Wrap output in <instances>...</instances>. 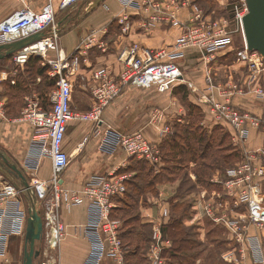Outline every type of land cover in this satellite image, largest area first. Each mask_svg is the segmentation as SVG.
<instances>
[{
	"label": "built area",
	"instance_id": "built-area-1",
	"mask_svg": "<svg viewBox=\"0 0 264 264\" xmlns=\"http://www.w3.org/2000/svg\"><path fill=\"white\" fill-rule=\"evenodd\" d=\"M18 1L20 8L0 21V45L17 42L39 32L44 33L42 38L24 46L11 56L15 68H24L33 56H40L51 67V74L58 77L57 86L51 94V108L45 110L38 99H29L21 116V120L35 128V141L43 148V155L51 158L52 170L48 180L34 179L28 188L24 185L18 187L7 181L0 172V257H7L12 236L23 233L30 208L35 205L42 216L44 226L42 239L46 260L42 264H60L58 249L66 235L62 211H71L74 206L88 202L90 219L88 224L83 226V232L90 241L91 250L85 264H101L106 257H111L118 264H127V249L119 232L121 221L115 217L114 210L118 198L127 192V182L131 174L118 172L95 175L81 189L68 188L64 179V174L71 164V153L66 148L68 127L76 121L92 124L84 142L94 136L100 137L101 151L122 150L129 156H137L154 165L158 164L162 159L159 145L149 142L142 131L124 132L112 127L105 128L104 112L128 86L171 92L175 87L190 85L198 103L209 104L211 110L229 127L234 143L245 145L250 129L260 127L263 119L251 113L242 114L238 108H233L229 95L232 91H225L212 84V88L218 90L217 93L228 97L225 103H221L215 99V93L206 94L204 90L194 86L184 72L181 59L190 48L197 49L204 56L225 51L235 46L234 34L242 33L244 44L236 48V53L251 71L256 73L260 70L256 58L264 55L257 50H250L245 37L243 19L249 12L246 0L234 1L232 19L213 18L190 0H172L171 5L167 6H164L161 0H146L147 8L151 7L153 10L147 17L146 27L154 28L157 23L165 20L164 16L167 15L168 21L181 30L176 43L160 48H147L133 43L120 57L119 70L105 64L92 70L90 75L83 72L81 56L93 44L101 42L99 32L92 30L80 41L76 50L69 53L61 45V26L56 21L55 0H47L40 11L31 7L32 0ZM85 1L87 0H58V10H65ZM120 1L126 8L139 4L137 0ZM184 7L191 9L190 17L186 21L178 17ZM129 29L130 25L126 24L123 33ZM99 45L103 47L104 43ZM76 76H81L85 81L84 85L90 88L94 100L92 107L84 112H78L73 107ZM253 77L255 80L257 75L254 74ZM209 81L213 82L211 77ZM7 82L16 83L11 72H0V118L5 116L6 100L1 92L3 84ZM225 87L232 89L234 86L228 83ZM258 94L264 96V89L260 88ZM153 115L157 121L165 117V113L159 109H155ZM166 128L169 130V127ZM246 157L249 164L244 168L250 166L246 173L249 183L247 189L238 195L237 204L247 206V213L234 220L230 219L227 213L219 215L218 209L226 208V204L216 201V192L212 195L207 190L201 192V200L203 205L206 204L207 213L234 229L236 239L240 242L246 240V225L242 223L255 225L254 232L257 234L264 227V186L262 179L256 180V177L264 176V169L253 167L254 155L246 154ZM32 167L36 172L39 169V161ZM240 173V169L230 170L231 180L228 184L241 185L243 179ZM24 192H27L30 198L29 205L24 202ZM161 209V217L165 218V221L171 215L170 209L165 205H162ZM163 230L161 221L154 224L150 264H167L163 251L172 248L173 241L164 238ZM53 251H57L58 257L53 254L49 256V252ZM242 251L245 252L243 249ZM40 256L41 252L38 257ZM233 257L232 250L222 254L224 260H236ZM253 264H264V251L259 243L255 246Z\"/></svg>",
	"mask_w": 264,
	"mask_h": 264
},
{
	"label": "crops",
	"instance_id": "crops-1",
	"mask_svg": "<svg viewBox=\"0 0 264 264\" xmlns=\"http://www.w3.org/2000/svg\"><path fill=\"white\" fill-rule=\"evenodd\" d=\"M98 1L99 0H87V2L85 1L86 3L82 2L86 4L84 8H79L74 5L69 11L64 12L58 10V0L54 1L56 14L58 15H56L58 19L57 22L61 26V45L69 53L74 52L80 44V41L88 36L92 30L99 32V36L108 34L113 30L116 33L119 32L118 38L114 40V44L116 45L115 52L108 55H95L97 59H94V54H91V49L94 44L86 49L81 56V60L83 61V72L87 75H90L92 70L105 64L119 70L121 65L120 57L130 48L131 44L133 45V43H138L147 48H160L175 44L181 34L180 28L176 25L173 26L168 21L167 15L164 16L166 19L157 23L154 28H147V17L153 10L151 7L147 8V5H145L147 2L146 0H137L139 2L137 6L127 8L124 7L120 0H102L101 4L97 6ZM161 1L164 2V6L171 5L170 2H172V0ZM190 1L193 2L192 0ZM46 2L47 0H32L31 7L35 11H40ZM20 6L18 0H0V21L15 12ZM190 11L191 9L189 7L181 8L178 14L179 19L182 21L188 20ZM126 24L130 25V29L123 33V28ZM193 50L197 51L195 48L188 49L186 57L183 60L189 62L191 59L192 61L196 59L197 54L194 58L191 56L190 60L187 58ZM188 62L186 66H188ZM41 65L48 66L43 58ZM200 68V71H194L193 74L189 73L187 69L186 75L192 81L194 80L198 84H196L197 86L204 89L203 85H206L205 74L207 73L205 68L207 69L208 67L207 65H201ZM25 69V67L15 68V66H13L9 72H11L14 80L17 81L19 72L27 76ZM46 74L50 78L56 77L58 80L57 76L51 74L50 66ZM56 86L57 82L54 87L44 89L42 76L37 75L35 79L25 85L23 96L25 104H28L29 99H38L41 103V97H43L49 102L47 109H50L51 94ZM180 88H183V86L179 88L176 87L174 91L167 93H161L152 88H127L119 98L107 106L104 112L103 125L105 128L112 127L124 132H129L128 130L130 129H142L153 139H151L152 141L159 145L163 142L162 138L159 136L161 125L160 123H152L153 111L157 108H164L167 109L170 120L175 122L178 117L181 118V121L184 120L183 115H187L188 109L180 100ZM4 99L8 106V97H4ZM191 100L195 101V98L191 96ZM242 100H244V98H242ZM92 101L93 97L91 91H85L80 100L75 99L73 92V107L76 110L84 111L90 109ZM25 107H21L17 112L8 113L7 107L5 106V116L0 118V153L23 171L31 185L34 179L39 178L41 180H48L50 178L52 160L50 157L43 155V148L36 143L34 138L36 135L35 128L29 123L21 120ZM91 128L92 124L77 121L72 122L68 127L66 148L71 153L72 161L73 159L76 160V162L71 165L72 167H70L72 168V171H69L71 174H64L65 184L70 189L83 188L85 183L95 175H108L118 172L127 173V169L130 165V156L122 150L114 152L101 151L99 149L100 137L94 136L87 142H84V138L90 132ZM38 161L39 169L35 172L32 166ZM189 174H191V172ZM160 186H163V188ZM164 186H166V184H158V186H156L158 189L157 194L148 193L151 195L150 199H148L149 203L142 206L141 216L144 219L143 221L144 223H149L151 227L160 221L161 206L166 204V206L171 207V202L176 201V195L173 197V200L170 198L176 191L171 192L170 189H166ZM120 206L121 201L117 200L114 210V212H117L116 216H118L120 212ZM89 219L90 212L88 202L74 206L71 211L65 209L62 211V222L65 227L66 235L58 249L60 264H85L90 254L91 244L83 232V226L88 224ZM27 220L26 226L23 227V233L12 236L10 247L14 240L24 239ZM168 221L169 219L164 222ZM245 258L244 260H247V264H250V262L254 260H251L246 254ZM9 262L10 252L6 258L0 257V264H8ZM101 264L118 263L111 257H106Z\"/></svg>",
	"mask_w": 264,
	"mask_h": 264
},
{
	"label": "rangeland",
	"instance_id": "rangeland-1",
	"mask_svg": "<svg viewBox=\"0 0 264 264\" xmlns=\"http://www.w3.org/2000/svg\"><path fill=\"white\" fill-rule=\"evenodd\" d=\"M192 1H193L192 3L198 5L204 11L205 14L211 15L213 18L232 19L233 18L232 5L234 1L242 2L243 0H192ZM85 3H80V4L78 3L76 4V7L78 6L79 8H84V5L86 6ZM100 4L101 2L98 3L97 6H99ZM70 8L71 7L65 10H60V12L69 11ZM57 16H56V21L58 20ZM118 34L119 32L116 33L113 30L108 34H103V36H100L101 42H103L104 45L103 47H100L99 44H101V42L94 45L91 49V54H94V57L93 56L92 57L94 59H97L95 55H108L110 53L115 52L116 45L114 44V40L118 38ZM234 37H235L234 38L235 46L225 51L217 52L214 55L204 56L201 52H199L196 49L197 51L193 50V52L190 53V56L187 57L190 60L191 56L194 58V56L197 54L196 59H193V61L191 59L189 62L187 60H183L186 57L187 54L186 52L185 56L181 59L182 61L181 63L183 65L184 72L186 73L188 69L189 73L192 74L194 73V71H200L201 65H207L208 68L207 69L205 68V71L207 73L205 74L206 85H203L204 89H201L199 86H197L198 84L194 80L193 82L191 79H189V82L192 83L194 86H197V88L199 87L201 90H204L206 94L215 93L216 96L215 99L221 103H225L228 97L220 93H217L218 90L213 89L212 84L219 88L221 87V89L225 91H232V93H229V95H230V103L233 108L235 107L238 108L242 114L251 113L254 116H257L258 118L263 119L260 127L250 129L249 136L248 139L246 140L245 145L239 146L234 143L233 136L229 127L225 125L223 121L220 120L218 114L214 113L211 110V106L209 104L198 103L197 96L195 95V93H193L190 85H183L185 87L180 88L179 90L180 100L182 103H184V105L188 109L187 115L185 116L183 115L184 120L181 121L180 120L181 118L179 117L176 119L175 122L170 120L168 117L167 109L164 108L162 109L157 108L165 113V117L163 118V120L161 121L155 120L156 117H154V115L152 114V123L153 124L160 123L161 125L159 136L162 138L163 142L160 143L159 146L158 143L152 141L153 139L150 138L147 135V133L144 132V130L142 129L128 130L129 132L142 131V133L148 139L149 142L158 146L160 150V156L162 157L161 161L158 164L156 163L155 165L148 161L150 165L147 166L146 169H154V172L156 174H159L160 171L162 170V167L163 169L169 168L171 172L169 173L171 174L170 179L163 181L164 183H161L159 185L166 184L164 188L166 187V189H170L171 192L176 191L172 196H170V198L173 200V197L176 194H178L177 197L179 202L183 203V205L186 206L189 205V203H191L192 200L194 201L193 208H191V206L189 205L190 206V208L188 209L189 212L187 211V217L184 219V223L185 226L188 228L193 227L192 238L197 240L199 246L195 247L193 251H191V254H189V258H188L190 263L188 262L187 264H247L246 262L247 260H244L246 259L245 254L246 256H249L251 260H253L255 246L258 243L259 246L262 247V250L264 251V227L260 229L259 234H257L256 232H254L255 225L242 223V225H246V229H245L246 240L244 242H240L236 239V233L234 229L230 228L222 221L219 222V220H216L215 218L211 217V215L207 213L206 204L204 203L203 205V202L201 200L202 198L201 192L203 190H207L210 195H212L213 192H216L217 193L216 201L226 204V208L223 207L218 209L219 215H223L227 213L230 219L232 220L238 219L241 214H245L248 212L247 206L243 204L242 205L237 204L238 195L240 196L242 192L247 189V185L249 183V181L246 178V173L248 171V167L250 166L244 168V166L249 164L246 154H248V156L251 154L255 156L253 167L255 168L262 167L264 169V96L258 94L260 88L264 89V56H259L256 58L260 66V70L254 73L245 64V62L241 61V59L236 53V48H240L241 45L244 44V35L242 33H238V34L235 33ZM163 47H167V46H163ZM187 62H188V66H186ZM82 63L83 61L81 60V65ZM13 66H14L13 61L10 62V60H6L5 63L1 62L0 72L10 71V69ZM254 74L257 75L255 80L253 79ZM208 76L211 77L213 82L209 81ZM84 83L85 81L81 78V76H76V79H74V97L76 100L82 99V94L85 91L87 90L90 91V88L85 86ZM228 83H232L234 87L232 89H226L225 86ZM127 88H134V87L128 86L124 88L123 92ZM155 90L158 91L157 89ZM174 90L175 88H173L171 92ZM167 92L170 91L161 92V93H167ZM5 93L6 91H5V83H4L1 92V94H3L2 95L3 97H7ZM190 95L195 98V101L191 100ZM242 98H244V100H242ZM24 100H25L24 97H21L20 103L25 107L27 104H25ZM93 103L94 100L92 101V105ZM76 111L84 112L87 110L84 111L76 110ZM166 127H169V130H167ZM185 128L189 129L190 132L201 131L203 129L207 132L206 137L208 139L216 138L217 143L219 141H222L223 147L217 150L214 149L215 151H213L209 156L203 159L198 158L197 162L191 160L190 156L187 155L181 156L180 151L179 152L177 151L176 153H172V149L171 151H169V148L167 149L165 148L166 150L162 151V147L164 146V142H165L164 140H168L170 138V135L172 136L174 131L182 132L184 131L183 129ZM231 153L236 155L232 156ZM225 155L226 156L230 155L228 159L229 161H227V163L225 160L221 159V157H224ZM129 158H130V165L128 168L132 170V172H129V174H131V178L133 176L135 178L137 173L134 172L133 170L134 169L139 170L138 166L140 165H138L137 161L142 159H139L137 156H130ZM74 162H76L75 159H73L72 163L70 164L65 174L66 173L71 174L69 171H72V168L70 167H72L71 165H73ZM199 162H205L207 164V166L203 168L204 174L200 173L203 175L205 181H207V185L205 184V186L203 184L197 183L199 180V177L197 176L198 175L197 172H201L200 171L201 165L200 164L199 166L197 165V163ZM150 166H152V168ZM233 169L241 170L240 174L243 179V183H241V185L239 184L236 185L233 183L228 184V182L231 180L229 176V172L230 170ZM0 172L3 174V176L7 181L12 182L18 187H22L23 183H21L22 182L21 179L16 176L13 170H11L7 165L4 164V161L1 158V156H0ZM161 172L162 173H160L159 176L164 173L168 174V172L166 173L165 171H161ZM190 172L191 174H189ZM260 179H262V184L264 186V176L256 177V180H260ZM195 183L199 186L197 189L194 190ZM160 187L163 188V186ZM180 189L182 192H180ZM148 193H150V191L143 193V195L140 197V202L139 201L132 202L130 199L128 200L124 198L126 197L125 195L121 196V199H123V203L121 202V206L119 208L120 210L119 218L123 220V216L125 215L136 216L135 218H137V214H138L139 220H137L136 222H138V224L144 223L143 221L144 219L142 218L140 212L142 210V206H145L144 205L145 201L149 203L148 199H150L151 195ZM23 199L26 205L30 204V198L27 192L23 193ZM163 205L166 206V204ZM132 206L136 207V209H132ZM169 209L171 211V207H169ZM116 213L117 212L114 213L115 217H116ZM161 214H162V209H161ZM170 217L167 219H170ZM164 219L165 218H162L160 216V221L164 229L163 231L165 238V230H166L165 226L169 221L163 222ZM128 223L122 222L121 227L123 228L125 227L124 229L129 230L131 228V225H128ZM151 229H152L151 242H149L148 245H146L145 242L143 241L137 240L136 238L129 243L127 241H124L123 243L127 251L138 252V254H141L145 248L146 261L144 264H150L153 226L151 227ZM166 238L171 239V237H169L168 235L166 236ZM25 245H26L25 236L24 239H18L13 241L11 247H9L10 262L8 264H24ZM35 247L41 252V256L36 258L34 260V263L42 264L46 260V257L44 255L45 245L43 239L37 241ZM171 249L172 248L168 249L167 251L165 250L163 251L164 252L163 255L164 257H166L167 263L169 262L168 260H170ZM242 249L245 252H243ZM229 250H232L234 252L233 258H236V260L231 261V259L224 260L222 258V254ZM51 254L57 256V251L49 252V256ZM128 260H129L128 262L126 260V263L129 264L130 262L131 264V259L128 258ZM251 263L253 264V261L250 262V264Z\"/></svg>",
	"mask_w": 264,
	"mask_h": 264
},
{
	"label": "trees",
	"instance_id": "trees-1",
	"mask_svg": "<svg viewBox=\"0 0 264 264\" xmlns=\"http://www.w3.org/2000/svg\"><path fill=\"white\" fill-rule=\"evenodd\" d=\"M9 57H6V59L5 58L0 59V63L1 62L5 63L6 60L12 61L13 57L12 56ZM41 61H42V57L33 56L25 66L27 76H24L23 73L19 72L15 85L12 84L11 82L5 83V91H6L5 95L8 97L9 100L8 106L6 105L8 113L17 112L21 109V107L24 106L20 103V100L21 97L24 96L25 85L28 82L35 79L37 75L42 76L44 89H50L56 85L57 78L56 77L50 78L46 74L47 69H49V66L46 65L42 66ZM179 87L181 86H178L177 88ZM41 99H42L41 101L42 107L45 110H49L47 109L49 106V102H47L46 99L43 97H41ZM187 128L183 129L184 131L182 132L174 131L172 136L170 135V138L168 140H164L165 142H164V146L162 147V151H165L167 148H169V151H171L172 149V153H176L177 151L178 152L180 151L181 156L182 155L190 156L191 160L197 162L198 158L203 159L209 156L213 151L217 149H221L223 147L222 141H219L217 143L216 138L208 139L206 137L207 132L202 128L201 131H194V132H190V130ZM231 155L233 156L236 154L231 153ZM0 156L2 158L1 153ZM229 157L230 155L227 156L225 155L224 157H221V159L225 160L227 163V161H229L228 160ZM137 162L138 165H140L138 166L139 170L137 169L133 170L134 172L137 173V175L135 176V178L133 176L127 182V192L125 194L126 197H124L128 200L130 199L132 202H138V201L140 202V197L143 195L144 192L150 191V193L157 194L158 189L156 188V186H158V184L164 183L163 181L168 180L171 177V174H169L171 173L169 168L163 169L162 167L161 171H165L166 173L168 172V174L164 173L159 176V174L162 173L161 171L159 174H156L154 172V169H146L147 166L150 165L147 160H143V161L139 160ZM199 164L201 165V169H200L201 172L196 171L198 174L197 176L199 177L197 183L203 184L205 186V184L207 185V181H205L202 174H204L203 168H205L207 164L205 162L197 163L198 166ZM150 167L152 168V166ZM127 172H132V170L128 168ZM194 185H195L194 186V190H195L198 188L199 185H197L196 183ZM180 192H182L181 189ZM177 195L178 194H176V202L173 201H172L173 203L171 202V211H170L171 220L169 219V222L165 226L166 227L165 237L168 235L169 237H171L173 241V247L170 251L171 252L170 260H168L169 262L167 264H187L189 262L188 258H189V254H191V251H193L195 247L199 246L197 240L192 238L193 227L188 228L185 226L184 223V219L187 217V211L189 212L188 209L190 208V206L191 208H193L194 201L192 200V202L189 203L190 206L183 205V203L179 202ZM118 200L123 203V199H121V197H119ZM145 203L147 202L145 201ZM132 209H136V207L132 206ZM135 217L136 216L125 215L123 216V220H122L121 218H119V214L118 216H116V218L119 219L121 223L129 222L128 225H131V228L129 230L124 229L125 227L124 228L121 227L119 231L120 238L122 239L123 243L124 241H127L129 243L136 238L137 240L143 241L145 242L146 245H148L149 242H151V233H152L151 226L149 225V223L138 224V222H136L137 220H139L138 214H137V218ZM145 253H146L145 248L141 254H138V252L128 251L125 257L126 260H128V258L131 259V264H144L146 261Z\"/></svg>",
	"mask_w": 264,
	"mask_h": 264
},
{
	"label": "water",
	"instance_id": "water-1",
	"mask_svg": "<svg viewBox=\"0 0 264 264\" xmlns=\"http://www.w3.org/2000/svg\"><path fill=\"white\" fill-rule=\"evenodd\" d=\"M101 1L99 0L97 4ZM246 3L249 12L243 22L248 48L264 55V0H246ZM43 35V32H39L17 42L0 45V59L11 56L24 46L39 40ZM2 159L4 164L13 170L23 185L28 188L30 184L23 171L16 164L10 163L6 156L2 155ZM43 230L42 216L37 207L33 205L29 211L25 233L24 264H35L34 260L40 255V251L35 246L36 242L42 239Z\"/></svg>",
	"mask_w": 264,
	"mask_h": 264
}]
</instances>
